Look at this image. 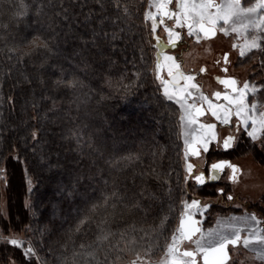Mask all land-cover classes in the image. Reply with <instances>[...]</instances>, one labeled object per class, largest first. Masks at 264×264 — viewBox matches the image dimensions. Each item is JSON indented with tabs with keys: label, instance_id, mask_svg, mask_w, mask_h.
<instances>
[{
	"label": "trees",
	"instance_id": "trees-1",
	"mask_svg": "<svg viewBox=\"0 0 264 264\" xmlns=\"http://www.w3.org/2000/svg\"><path fill=\"white\" fill-rule=\"evenodd\" d=\"M141 1L132 7L130 19L121 15L118 20L111 0H103V10L97 0H17L32 6L33 14L25 20L26 24L33 28L42 25L46 33L56 37L59 56L44 67L28 58L18 63L19 53L9 52V48L20 43L18 32H25V24L7 29L0 26V167L6 166L8 174L7 187L4 184L0 188L6 196L5 211L0 213V232L24 240L25 245L31 241L48 264H59L57 257L62 255L67 258V264H96L87 255L94 250L97 260L104 259L107 242L104 247L99 246L97 225L105 214L97 213L90 225L77 232L76 209L93 202L102 204L103 197L113 191L138 198L137 193L144 189L157 197L143 201L149 211L145 228L153 223V218H157L156 223H159L158 217L167 216L168 220L152 261L163 252L165 238L170 239L179 223L183 201L193 193L212 195L209 189L213 190L214 184L199 189L188 179L185 182L181 109L168 101L164 102V108L156 105V97L162 94L150 74V48L141 20L143 4L149 0ZM126 2L121 0L122 5ZM41 5L44 14L36 17L34 10ZM9 23L7 17H0V25ZM107 24H113L115 29L107 31ZM153 56L155 61L154 50ZM248 56L257 59L250 83L264 91L261 63L264 53L253 50ZM61 68L66 79L75 75L84 87L75 92L57 89L54 81L60 78ZM124 71L129 76L134 72L146 75L145 88L135 90L124 99L97 103L102 91L107 94L104 74ZM144 115H148L146 119ZM156 122L159 135L154 128L148 132L143 130ZM33 131L37 132L39 143L32 139ZM77 131L83 137L79 141L74 135ZM247 140L245 135L240 147L248 144ZM154 144L165 146L162 155ZM42 148L45 161L41 160ZM253 149L260 162V151ZM150 151L158 153L156 170L169 174L167 185L161 186V181L154 177L139 178L142 171L153 165ZM137 153H142L139 161L129 164L122 159ZM17 155L19 162L13 159ZM133 177H136L135 183ZM141 215L135 209L125 210L123 218L111 224L112 231L127 228L133 222L140 227ZM26 227L30 230L25 231ZM134 235L139 238L143 233ZM4 249L18 261L24 260L22 249L0 244V252ZM74 253L83 255H77L74 261ZM121 257L117 264H128L134 258L127 252L121 253ZM112 259L114 256L109 257L110 262Z\"/></svg>",
	"mask_w": 264,
	"mask_h": 264
},
{
	"label": "snow or ice",
	"instance_id": "snow-or-ice-1",
	"mask_svg": "<svg viewBox=\"0 0 264 264\" xmlns=\"http://www.w3.org/2000/svg\"><path fill=\"white\" fill-rule=\"evenodd\" d=\"M101 10L105 8L103 0H97ZM117 11V19L121 15L125 19H130L133 15L132 7L138 4V0H127L123 5L121 0H111ZM149 0L148 11L144 13L145 22L151 21L150 35L155 43L152 47L155 50L154 81H158L157 89H162V96L156 97L158 108H164L165 101L174 102L181 109L180 122L183 129L184 143V171L185 181L189 177L194 179L198 186L214 184L221 180L222 175L228 172V182L235 187L241 181L242 169L229 159H218L208 163L207 156L211 154L213 148L217 152L230 154L241 146L244 136L248 138L254 147L257 143L260 146V162L264 163V91L255 83L245 80L241 86L240 82L230 75L229 68L232 64L230 53L223 52L222 59L214 62V67H218L223 77H216L219 85L223 86V91H214L211 96L206 95L197 82V75L186 73L183 70L182 62L176 54V50L181 48L192 38L196 44L201 42L209 43L217 38L218 33L224 36L235 34L238 42L232 43L231 48L238 51V56L244 58L253 50L264 53V0ZM43 5L34 10L36 17L42 16ZM138 11V8H137ZM33 14L31 4L17 3V0H0V17H7L9 24L0 25L7 29L25 24V32L19 34L20 43L9 48V52L19 53L17 62H23L25 58L39 61L44 67L50 60L59 56V45L55 43L56 37L52 33H46L43 26L33 28L26 24L25 20ZM171 21V25L168 23ZM51 28V25H49ZM30 29V32H29ZM158 29H162L166 38L158 35ZM186 30V31H185ZM183 33V34H182ZM114 38V37H113ZM30 49L24 52L23 49ZM109 63H113L109 61ZM264 65V61H261ZM50 66V65H49ZM166 70L167 78L162 73ZM200 73L208 72L206 67L199 69ZM134 77V78H133ZM107 94L103 91L99 95L97 103H102L111 99H124L129 94L140 88H145L148 83L146 75L134 72L129 76L127 71L112 75L107 72L103 76ZM54 86L72 90L73 92L84 87L83 82L75 75L71 79L65 78V73L61 68L60 78L54 81ZM259 94V96H258ZM253 99L250 101L249 97ZM36 107V105H33ZM55 107V101H53ZM210 114L219 125L232 126L235 117V133L231 131L221 137L217 123H203L200 117ZM77 140L83 137L79 131L74 133ZM31 137L37 141V132L33 131ZM94 147V145H88ZM35 148V145L33 146ZM153 147L159 149V154H163L164 145L154 144ZM142 153L129 154L122 157L126 163L139 161ZM153 165L147 171L139 174L141 180L147 177H154L161 181V186L168 184V173L158 172L155 165L156 151H150ZM195 157L206 166L207 172L201 170L200 166L190 162V158ZM19 162V156L13 157ZM41 160L45 161L43 148L41 149ZM27 172V169H25ZM136 177H133L135 183ZM0 181L7 187V168L0 167ZM29 192L32 189V180L28 179ZM219 196L225 195V188L216 189ZM169 195L171 188L168 189ZM138 198H128L117 191L105 195L103 203H91L83 209H76L78 224L76 231L82 227L90 225L93 217L101 211L105 214L100 223L99 246L107 247L102 261L96 259V251L87 253L96 264H117L122 259L121 253H130L134 256L128 264H153L152 255L154 249L159 247L158 239L164 235L165 225L168 222L167 216L153 218V223L147 228L149 211L143 201L157 199L154 193L142 189L137 193ZM235 197L227 194V200L233 202ZM87 204V202H86ZM31 207L30 204L26 205ZM212 205L201 203L198 199H191L190 202L183 201V210L180 213L179 223L172 231L170 239L165 238L163 246V256L156 264H228L230 260L229 247L235 249L242 243L244 248L250 245H259V250L255 248L256 257L264 260V230L256 227L247 229L245 226L254 222L259 224L257 217L253 215L220 217L216 220V226L208 229L202 227L203 221L197 216L204 217L209 212ZM135 209L142 213L137 227V222H133L127 228L112 231L111 224L117 219L123 218L125 210ZM4 213V209H0ZM30 230L29 227L25 231ZM143 233L139 238L135 233ZM0 244L10 245L14 249H22L24 260L18 259L10 254L7 249L0 252V264H48L46 259L39 256L31 241L27 242L12 236H5L0 232ZM123 244V247H121ZM188 244L189 247H185ZM83 248L84 246L81 245ZM89 247H92L91 245ZM77 255L73 254V260ZM114 259L109 261V257ZM59 264H67V258L63 255L57 257Z\"/></svg>",
	"mask_w": 264,
	"mask_h": 264
},
{
	"label": "flooded vegetation",
	"instance_id": "flooded-vegetation-1",
	"mask_svg": "<svg viewBox=\"0 0 264 264\" xmlns=\"http://www.w3.org/2000/svg\"><path fill=\"white\" fill-rule=\"evenodd\" d=\"M253 2H254V0H253ZM174 6H175V0L173 2V5H171L170 7L174 8ZM168 23L171 25L172 22L168 21ZM150 26H151V21H150ZM157 34L160 35L161 38H166L162 29H158ZM228 37H230V36H224L222 33H218L217 38L214 41L209 42V43L201 42L200 44H196L192 38H189L187 43H185L181 48L176 50V54L178 55V58L182 62L183 70L186 73L196 74L197 75V82L201 86L205 85L207 87L206 84L210 83V85L213 86L215 91H217V90L223 91V86L218 84L216 77H223L224 74L222 72H220L218 67H214V62L217 59H222L223 52H229L230 53V60L232 61V64L229 68L228 75L235 77L239 81L238 77L236 76L235 73H233V70H232L235 50H233L231 48V45L229 44ZM153 43H155L154 39H153ZM201 67H206L208 69V72L200 73L199 69ZM162 75H164L165 78H167L166 70L162 73ZM208 89L202 88V90L204 91V93L206 95L211 96L208 93ZM205 116H203V117H205ZM233 119L234 120H233L232 126H226V128H227L226 134H228V132L231 131L233 134L238 135V133H235V128H234V125L236 123L235 117ZM223 136L224 135H222L221 137H223ZM235 151H233V152L235 153ZM233 152H231L230 154H225L223 152H217L215 150V148H213V151L211 152V154L207 156V161H208V163H211V162L218 160V159H229V160H231L232 163L237 164L238 166L241 167L240 163L237 161V158L235 156L232 157ZM192 161H195L194 164L199 165L201 170H204L205 172H207L206 166L203 165L200 160H197V158H195V157H191L190 162H192ZM189 180L194 183V186L198 187L199 189L201 188V186H198L195 183L194 179L189 177ZM219 187L225 188V195L224 196H219L217 194L216 189ZM209 190L212 191V195H210V197L223 198L222 202H226V205H219V204L214 205L210 208L208 214L206 213L204 217L197 216V219H200L203 221L202 227L205 230L208 228H212V227L216 226L217 218H220V215H224L225 209H228L229 212H227V213H230V214L233 213L235 215H240V216H244L246 214L250 216V215L254 214L257 217V220H259V224H257V226H253V225L247 226L246 225L245 226L246 230H245V232L242 233V236L247 235V229L251 228V227H256L259 230H264V221H263L264 220V207L259 206L257 209H254L253 207H250L244 203L242 205L241 204L240 205L228 204L229 201L227 200V194H232L235 197L233 202H235L236 198L239 195V192L238 191L233 192L232 185H230L228 182V172L227 171L222 175V178L220 181L214 183L213 190H211V189H209ZM191 196H193V199H196L194 197L201 198V197H205L206 195L202 196V195H199L198 193H193V194H191ZM225 197H226V199H225ZM185 247H189V245L186 244ZM250 248H252V247L249 246L248 249H250ZM248 249L242 247L240 251H242V250L248 251ZM232 252H233V248L230 246L229 247L230 258L232 256ZM247 254H249L252 257L255 255L252 251L250 253L248 252ZM247 254H238V255L240 257H244ZM162 256H163V252L160 254L157 261ZM157 261H155L154 264H156ZM201 264H202V261H201Z\"/></svg>",
	"mask_w": 264,
	"mask_h": 264
},
{
	"label": "rangeland",
	"instance_id": "rangeland-1",
	"mask_svg": "<svg viewBox=\"0 0 264 264\" xmlns=\"http://www.w3.org/2000/svg\"><path fill=\"white\" fill-rule=\"evenodd\" d=\"M124 1H127V0H124ZM138 2H142V1L138 0ZM148 3H149V1H145V3L143 4L144 7L142 8V11H141V20H142L144 28L146 30L148 47L150 48V55H151V65L149 68L150 74H151V76L154 77L153 70H154V66H155V61H154V56H153L154 48L152 47V45L154 43L152 42L153 38L149 34V32H150V21L145 22V20H144V13L149 10L148 9ZM96 8H97V6H95V12H96ZM88 10H90V8H88ZM114 29H115V27L113 26V24H107L106 25L107 31L114 30ZM228 39H229L230 45H232V43L238 42L235 34L230 35V37H228ZM256 60L257 59L255 57H251V56H248V57L246 56L244 58H240L238 56V51L235 50L232 70H233V73H235L236 76L238 77L241 86L245 80L250 82L252 75L254 74V71H256V68H255V63H257ZM157 84H158V82H156V85ZM206 85H207V87L205 85H203V86H201V88H204V89L209 88L208 93L211 95L215 91V89L213 88L212 85H210V83L206 84ZM159 90L162 94V89H159ZM139 104H141V103H139ZM147 106H149V105H146V107ZM146 114H148V112ZM147 116L148 115H144L143 117L146 119ZM200 120L203 123H217L218 124V122H216L214 120V118L211 117L210 114H207L205 117H203V116L200 117ZM150 128H145L143 130L145 132H148L150 130H153V128H154L155 133H157L158 135L160 134V129L158 128L157 122L154 125H152ZM218 131H220L221 136H222V135L226 134L227 128H226V126L218 124ZM238 135H240V133H238ZM247 141H248V144L245 142L246 144H244V146L239 147L235 151V153L233 152V156L231 155L232 157L235 156L237 158V161L240 163L241 168H242V176H241L240 183L238 185H236L235 187L232 186L233 192L238 191L239 195L236 198L235 202H228V204H230V205L231 204L232 205H240L241 204L242 205L244 203L250 207H253L254 209H257L259 206L264 207V165L261 164L257 160V158L255 157V154H254L253 148H255L257 151H260L259 143H257L253 147L251 145V142L249 140H247ZM194 162L195 161H192V163H194ZM183 168H184V166H183ZM185 175H186V173L184 171V177H185ZM188 181L194 185V183L192 181H190L189 178H188ZM0 188H4V182L3 181H0ZM2 190L3 189H1V191H0L1 192V194H0V209H4V211H5L6 196ZM194 198L200 200L202 204L203 203H210L212 206L218 205V204L219 205H226V202H222L223 198H219V197L216 198V197L205 196V197H201V198H198V197H194ZM191 199H193V196H191L186 201L190 202ZM225 199H226V197H225ZM227 212H229L228 209H225L224 215H220V217L240 216V215H235L233 213L230 214ZM252 225L257 226V224H255L254 222L248 224L247 226H252ZM241 244L238 245L235 249H233L232 256H231L228 264H264V260H260L259 258H257L255 251L252 250L253 248H255L258 251L259 247H260L259 245H250V247H252V248H250V249L247 248L248 251H244V250L240 251L241 248L243 247V245H241ZM251 251L255 254L253 257L250 256L249 254H247L248 252L250 253ZM238 254H247V255L244 257H240ZM159 256H155V259L152 261L153 264L155 263V261H157ZM33 264H35L34 261H33Z\"/></svg>",
	"mask_w": 264,
	"mask_h": 264
},
{
	"label": "clouds",
	"instance_id": "clouds-1",
	"mask_svg": "<svg viewBox=\"0 0 264 264\" xmlns=\"http://www.w3.org/2000/svg\"><path fill=\"white\" fill-rule=\"evenodd\" d=\"M22 51L27 52V51H30V49L25 48Z\"/></svg>",
	"mask_w": 264,
	"mask_h": 264
}]
</instances>
